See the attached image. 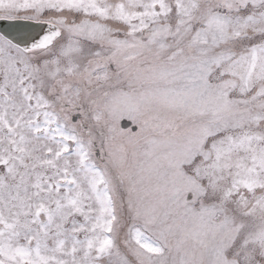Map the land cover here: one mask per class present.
Instances as JSON below:
<instances>
[{
    "label": "snow or ice",
    "instance_id": "6c2138e0",
    "mask_svg": "<svg viewBox=\"0 0 264 264\" xmlns=\"http://www.w3.org/2000/svg\"><path fill=\"white\" fill-rule=\"evenodd\" d=\"M0 264H264V0H0Z\"/></svg>",
    "mask_w": 264,
    "mask_h": 264
}]
</instances>
